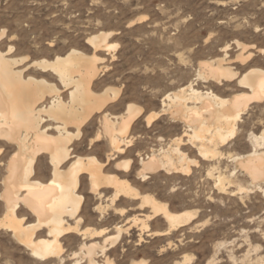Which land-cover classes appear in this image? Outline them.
Instances as JSON below:
<instances>
[{"label":"bare ground","instance_id":"1","mask_svg":"<svg viewBox=\"0 0 264 264\" xmlns=\"http://www.w3.org/2000/svg\"><path fill=\"white\" fill-rule=\"evenodd\" d=\"M5 34V29L0 30V40ZM110 35L101 32L88 37L94 48L91 55L73 48L64 57L57 56L53 61L33 62L32 65L43 71H53L64 90L45 77L26 75L25 69H19L17 65L28 57L12 56L13 45L8 51L0 49V232L9 233L38 262L117 264L113 254L120 249L121 255L125 256L126 245L122 243L129 242L132 230L139 231L138 244H141L145 235H168L189 224L198 211L173 210L168 202L143 191L137 182L129 179L135 160L122 156L136 151L141 167L135 175L140 181H144L148 173L160 169L187 175L192 171V165L200 162L189 155L191 148L196 149L204 160L213 162L223 158L220 146L230 143L239 131V123L250 103L264 102L263 68H252L238 77V73L227 64L226 57L203 62L197 71L198 78L225 80L227 87H232L230 83L236 80V86L249 91L241 89L230 96H222L210 88H196L195 80H191L177 91L165 93L161 99L162 109L145 114L147 125H152L161 113H166L174 122L183 123L182 133L166 146L150 148L148 154L133 150L136 140L133 124L145 109L129 103L127 114L113 116L107 108L118 98L121 88L107 87L97 92L93 87L95 79L109 68L98 51L116 57L114 52L118 44L108 41ZM237 44L242 46L240 42ZM246 58L241 57L242 60ZM63 91H68L67 99ZM97 115L100 127L89 138V143L94 146L95 141L106 139V161L92 153L81 154L74 148ZM247 140L250 149L246 153L228 155L235 165L232 172H224L220 161L211 164L207 175L213 178L220 203L224 201V195L238 192L247 196L253 189L264 197V127L260 133L251 130ZM4 145L12 148L5 160L1 157ZM42 156L50 163L52 176L49 181L41 178ZM111 161H114L115 169L123 172L107 170L106 165ZM236 169L243 178L237 175ZM233 187L235 189H231ZM86 190L97 199L94 211L99 220L110 211L125 215L128 208L118 205L122 199L137 200V208L147 210L126 219L127 223L116 224L113 233L107 228L83 226ZM244 197L240 196L241 199ZM158 216L167 222V229H151V220ZM190 228L194 230L199 225ZM68 236L77 240L75 249H66L64 241ZM171 244L172 241L168 243ZM225 244H216L215 255L207 264L218 261L220 247ZM258 249L259 246L254 247V250ZM251 251L249 249L242 259L246 264L264 263L259 257L253 261ZM228 255L237 260L232 250ZM193 259V255L185 254L183 259H175L172 264H191ZM147 262L145 258L132 256L129 264Z\"/></svg>","mask_w":264,"mask_h":264},{"label":"rangeland","instance_id":"2","mask_svg":"<svg viewBox=\"0 0 264 264\" xmlns=\"http://www.w3.org/2000/svg\"><path fill=\"white\" fill-rule=\"evenodd\" d=\"M3 29L7 34L0 40V49L8 51L13 45L12 56L28 57L17 67L25 69L26 75L45 77L63 90L53 71H43L32 65L33 62L53 61L73 48L91 55L94 48L88 37L101 32L111 33L108 41L118 44L114 52L116 57L98 51L109 68L95 79L93 87L97 92L107 87L121 88L118 98L107 108L113 116L127 114L129 103L145 109L134 121L132 131L136 140L131 148L144 154H148L150 148L166 146L184 129L183 123L174 122L166 113H161L152 125H147L145 114L162 109L161 99L165 93L177 91L191 80H195L196 88H210L222 96H230L241 89L249 91L236 86V80L230 83L232 87H227L225 80L198 78L201 63L226 57L227 64L238 77L252 68L264 69V0H0V30ZM241 57L247 58L242 60ZM63 96L67 99L68 91H63ZM98 117L94 116L74 148L81 154L92 153L106 161V139L95 141L94 146L89 143V138L100 127ZM263 127L264 102L252 101L239 123V131L230 143L220 146L223 158L213 162L204 160L196 149L191 148L189 155L200 162L192 165V171L187 175L160 169L148 173L147 178L140 181L135 175L141 167L136 151L125 153L122 158L135 160L129 179L137 182L143 191L168 202L173 210L189 209L198 213L179 231L163 236L145 235L141 244H138L139 231L132 230L129 242L122 243L126 245L125 256L121 255L120 249L113 254L117 264H129L132 256L145 258L147 264H172L175 259H183L185 254L194 256L191 264H207L215 255L219 242L226 244L221 245L215 264H246L242 259L249 249H252L250 258L253 261L258 257L264 259V197L253 189L247 196L238 192L224 195L225 199L220 203L213 178L207 175L211 164L218 161L224 172H232L235 165L228 158L229 153H246L250 149L248 134L251 130L260 133ZM11 151L9 145H4L3 160ZM42 161L41 178L49 181L52 176L50 163L45 157ZM111 162L106 165L107 170L123 172L115 169L114 161ZM236 172L243 178L239 169ZM84 195L86 217L82 225L107 228L110 233L116 224L127 223L126 219L147 210L138 209L137 200L122 199L118 205L128 208L125 215L110 211L99 220L94 211L97 199H93L88 190ZM206 220L208 222L204 224ZM150 225L153 230L167 229V222L161 216L152 219ZM195 225L199 228L192 230L190 227ZM170 241L171 246L168 245ZM64 243L66 249H75L77 240L68 236ZM163 246V252L159 253ZM256 246H259L258 250H254ZM230 250L236 255V261L229 258ZM0 264L45 262L34 260L9 233L1 231Z\"/></svg>","mask_w":264,"mask_h":264}]
</instances>
